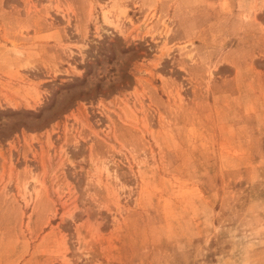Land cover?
Returning <instances> with one entry per match:
<instances>
[{"label": "rangeland", "instance_id": "obj_1", "mask_svg": "<svg viewBox=\"0 0 264 264\" xmlns=\"http://www.w3.org/2000/svg\"><path fill=\"white\" fill-rule=\"evenodd\" d=\"M0 264H264V0H0Z\"/></svg>", "mask_w": 264, "mask_h": 264}]
</instances>
